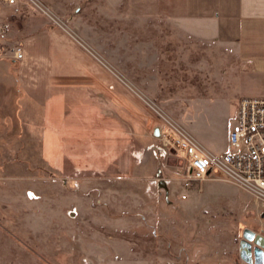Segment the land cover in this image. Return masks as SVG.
<instances>
[{
	"label": "rangeland",
	"instance_id": "374dc122",
	"mask_svg": "<svg viewBox=\"0 0 264 264\" xmlns=\"http://www.w3.org/2000/svg\"><path fill=\"white\" fill-rule=\"evenodd\" d=\"M40 1L59 22L30 0H18L17 11L0 0V85L14 88L3 68L13 64L11 47L56 29L88 55L82 62L103 70L110 100L119 92L141 107L150 134L166 114L205 148L226 152L237 96L255 86L229 71L230 46L134 16L123 1ZM7 94L0 103V264H247L238 252L242 230L264 229L246 191L214 177L186 187L173 153L162 160V172L175 177L173 202L156 184L155 168L123 178L59 172L44 163L38 130L32 135L14 118Z\"/></svg>",
	"mask_w": 264,
	"mask_h": 264
},
{
	"label": "crops",
	"instance_id": "0c3cea01",
	"mask_svg": "<svg viewBox=\"0 0 264 264\" xmlns=\"http://www.w3.org/2000/svg\"><path fill=\"white\" fill-rule=\"evenodd\" d=\"M118 1L125 2L134 16L164 19L196 39L227 44L236 55L229 71L242 86L250 80L257 86H248L247 93L239 94L237 100L241 96L264 97V0ZM20 45L23 57L16 59L10 52L12 59L7 60L13 64L3 65L14 75V88L0 85L4 90L0 103L8 93L15 106L14 118L21 120L30 134L38 130L44 163L59 172L90 171L98 178L147 175L155 168L156 184L165 189L163 197L173 202L170 185L175 177L162 172L166 156L155 157L147 149L159 136L153 134L156 126L151 133L154 136L149 133L148 116L141 107L119 92L110 100L102 83L103 70L82 62L88 55L60 31L28 34ZM110 102L115 104L113 109ZM257 212L264 229V212Z\"/></svg>",
	"mask_w": 264,
	"mask_h": 264
},
{
	"label": "built area",
	"instance_id": "2783aa9c",
	"mask_svg": "<svg viewBox=\"0 0 264 264\" xmlns=\"http://www.w3.org/2000/svg\"><path fill=\"white\" fill-rule=\"evenodd\" d=\"M4 1L15 11L19 9L18 0ZM30 1L53 21L59 22L60 19L40 0ZM7 29V23L1 27L2 32ZM11 53L14 58L21 59V45L12 46ZM162 117L159 140L147 149L155 157L173 153L181 158V179L186 187L208 177L220 178L246 191L254 208L264 212V97L241 96L237 100L228 134V149L224 154L207 150L182 124L166 114Z\"/></svg>",
	"mask_w": 264,
	"mask_h": 264
},
{
	"label": "water",
	"instance_id": "95a60500",
	"mask_svg": "<svg viewBox=\"0 0 264 264\" xmlns=\"http://www.w3.org/2000/svg\"><path fill=\"white\" fill-rule=\"evenodd\" d=\"M153 134L159 136L160 128L156 126ZM239 256L247 264H264V234L245 227L239 240Z\"/></svg>",
	"mask_w": 264,
	"mask_h": 264
}]
</instances>
